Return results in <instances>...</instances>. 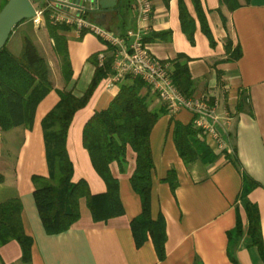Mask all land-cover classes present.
Here are the masks:
<instances>
[{"label":"crops","instance_id":"1","mask_svg":"<svg viewBox=\"0 0 264 264\" xmlns=\"http://www.w3.org/2000/svg\"><path fill=\"white\" fill-rule=\"evenodd\" d=\"M29 1L36 8L38 0ZM236 1L240 6L228 11L219 0H149V30L142 35V43L170 77L177 64L185 63L193 84L191 97L204 98L213 107L218 117L213 128L225 144L218 153L204 138L214 160L184 165L172 130L174 123L192 124V114L186 110L169 114L149 89L140 91L146 96L149 111L163 112L149 135L153 162L150 217L156 220L161 216L164 221L162 259L149 238L140 248L134 245L130 221L141 208L129 183L135 166L130 148L121 171L116 163L109 166L118 182L122 216L93 221L81 198L79 217L68 230L54 235L44 232L31 182L32 176L45 178L48 173L41 120L57 104V92L82 97L95 71L90 59L96 58L101 65L111 57V50L92 35L78 37L66 26L56 30L55 35L64 41L70 69L66 81L63 56L55 50L48 24L36 27L30 19L31 34L25 33L22 23L14 29L21 37L28 35L44 59L51 89L36 105L29 126L0 131V204L19 200L22 229L32 240L28 263L22 262L20 247L12 240L0 247V264H264V0ZM99 3L90 14L98 25L118 36L139 30L135 0H113L106 8ZM234 49L239 51L236 59L230 56ZM107 77L98 83L86 105L74 113L66 134L71 182H85L92 195L104 193L106 186L82 146V129L93 113L106 109L118 93L123 80L110 87ZM18 130L20 144L11 156L6 154L12 151L7 141L11 138L5 140L4 135ZM169 172L176 183L173 191L165 182ZM245 178L256 185L246 191L245 199L256 210L260 248L251 245L247 237L248 220L240 200ZM237 223L240 231L235 236Z\"/></svg>","mask_w":264,"mask_h":264},{"label":"trees","instance_id":"2","mask_svg":"<svg viewBox=\"0 0 264 264\" xmlns=\"http://www.w3.org/2000/svg\"><path fill=\"white\" fill-rule=\"evenodd\" d=\"M7 0H3L0 9ZM228 11L240 5L236 0H219ZM244 3L248 0H243ZM182 11V10H181ZM181 15V12H180ZM47 22V21H46ZM55 42L56 52L63 56L64 78L70 76L69 64L64 55V41L55 31L66 29L64 26L47 25ZM205 34L208 32L204 30ZM11 36V35H10ZM9 36V38H10ZM191 41V36H188ZM229 51V46H227ZM230 56L236 59L239 51L234 49ZM95 71L86 92L75 98L69 92L59 91L57 104L41 120L47 177L32 176V197L44 232L48 235L59 234L78 219V200L85 199L93 221H104L124 214L118 196L117 179L110 173L109 166L116 163L119 170L126 162V149L135 155V166L129 179L132 191L140 201V214L130 221V231L136 248H140L147 238L150 239L159 259L164 256V221L161 216L156 220L150 217V188L153 162L150 152L149 135L152 127L163 113L149 111L146 96L140 91L147 89L139 77H125L119 84L116 96L104 110L94 112L82 129V146L88 153L95 173L102 179L106 191L92 195L83 181L71 182L72 165L67 157L65 142L68 127L76 111L83 108L98 83L112 73V58H106L101 65L95 58L90 59ZM171 81L178 92L186 98L192 94V82L185 63L176 65ZM51 89L45 61L39 56L28 35L21 37V50L17 56L11 54L6 46L0 51V131L29 126L38 102ZM173 143L184 165L195 161L209 163L214 160L212 151L206 146L201 131L192 124L174 123ZM246 183L240 196L242 207L248 220L247 237L251 245L260 248V231L255 207L246 199V191L252 189L254 182L245 178ZM173 191L176 183L173 173L165 178ZM21 205L18 199H10L0 204V247L9 241L18 243L21 260L29 262L32 240L23 232L20 221ZM240 231L236 224L234 235ZM230 260L233 257L228 253Z\"/></svg>","mask_w":264,"mask_h":264},{"label":"built area","instance_id":"3","mask_svg":"<svg viewBox=\"0 0 264 264\" xmlns=\"http://www.w3.org/2000/svg\"><path fill=\"white\" fill-rule=\"evenodd\" d=\"M135 1L140 27L138 31L127 32L124 36L111 33L90 18V14L98 9V0H38L32 21L36 27L46 24L66 26L78 37L89 34L98 38L111 50L112 73L107 77L110 87L116 86L125 77H139L165 105L169 114L180 110L190 112L192 125L214 144L216 152L221 153L225 144L213 128L218 121L213 107L204 98L181 95L173 85L167 68L148 53L142 43V35L149 30L151 6L149 0Z\"/></svg>","mask_w":264,"mask_h":264},{"label":"water","instance_id":"4","mask_svg":"<svg viewBox=\"0 0 264 264\" xmlns=\"http://www.w3.org/2000/svg\"><path fill=\"white\" fill-rule=\"evenodd\" d=\"M113 0H100L103 8ZM35 11L29 0H7L0 9V51L6 46L12 31L23 21L34 17Z\"/></svg>","mask_w":264,"mask_h":264},{"label":"rangeland","instance_id":"5","mask_svg":"<svg viewBox=\"0 0 264 264\" xmlns=\"http://www.w3.org/2000/svg\"><path fill=\"white\" fill-rule=\"evenodd\" d=\"M2 3H3V0H0V7H1ZM22 28L25 30L26 34H31L34 31L32 26H31L30 20L23 21L22 22ZM6 48L8 50H10L11 53L14 54V55H17L20 52V49H21V35L19 34V31L17 29L12 31V34H11L7 44H6ZM19 131L20 130H18L17 132L16 131L15 132H13V131L12 132H8L7 134L4 135V137H5L4 139L5 140H6V138H11V139H8L7 141H8V143H11V146H12V151L8 152L6 154L12 156V154L14 153L13 149L20 144V142H19V140H20Z\"/></svg>","mask_w":264,"mask_h":264}]
</instances>
